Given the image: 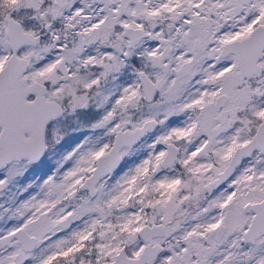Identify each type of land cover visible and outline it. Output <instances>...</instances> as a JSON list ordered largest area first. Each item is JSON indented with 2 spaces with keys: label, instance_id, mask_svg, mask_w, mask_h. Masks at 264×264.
<instances>
[{
  "label": "snow or ice",
  "instance_id": "1",
  "mask_svg": "<svg viewBox=\"0 0 264 264\" xmlns=\"http://www.w3.org/2000/svg\"><path fill=\"white\" fill-rule=\"evenodd\" d=\"M0 264H264V0H0Z\"/></svg>",
  "mask_w": 264,
  "mask_h": 264
},
{
  "label": "rangeland",
  "instance_id": "2",
  "mask_svg": "<svg viewBox=\"0 0 264 264\" xmlns=\"http://www.w3.org/2000/svg\"><path fill=\"white\" fill-rule=\"evenodd\" d=\"M68 146H71V141H69V144H68Z\"/></svg>",
  "mask_w": 264,
  "mask_h": 264
}]
</instances>
